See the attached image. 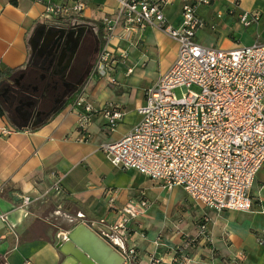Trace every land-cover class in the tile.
I'll list each match as a JSON object with an SVG mask.
<instances>
[{"label":"crops","instance_id":"1","mask_svg":"<svg viewBox=\"0 0 264 264\" xmlns=\"http://www.w3.org/2000/svg\"><path fill=\"white\" fill-rule=\"evenodd\" d=\"M66 1L18 0V5H13L10 0H0L2 68L25 64L30 37L43 23L40 18L45 4ZM85 1L83 23L101 26L106 34L105 20L115 18L120 0ZM181 10L180 0L164 9L174 26L182 22ZM197 11L203 26L196 40L204 46L232 50L264 42V0H212ZM244 13H257L259 18L245 26L240 21ZM109 45L128 56L117 54L116 85L103 77L85 83L95 107L85 140L79 129V110L73 103L37 126L19 127L0 117V264H64L57 237L71 226L72 218L115 225L127 204L141 200L150 205L145 216L135 218L140 224L135 221L130 226L128 240V246L138 252L136 264H155V260L264 264V166L252 189L253 209L217 213L193 201L182 187H175L185 192L177 199L170 195L175 188L168 189L135 169L114 166L102 151L104 143L121 139L140 121L137 108L144 104L146 91L171 68L178 54V42L153 27L128 36L118 26ZM148 64L164 65L146 86L138 87L139 79L134 75L145 78L147 73L138 70ZM129 67H133L131 74ZM109 105L125 112L114 132L107 129L103 116ZM5 128L14 131L5 135ZM24 197L31 201L22 206ZM3 214L6 220L1 218ZM202 223L206 236H199ZM114 243L125 250L120 238Z\"/></svg>","mask_w":264,"mask_h":264},{"label":"built area","instance_id":"2","mask_svg":"<svg viewBox=\"0 0 264 264\" xmlns=\"http://www.w3.org/2000/svg\"><path fill=\"white\" fill-rule=\"evenodd\" d=\"M44 1V0H39ZM177 0H120L115 18L105 20V44L89 78L117 80L113 73L117 53L109 42L118 26L125 35L153 27L178 42V54L171 68L146 91L144 104L137 108L140 121L121 139L104 143L102 151L116 167L135 169L164 187H182L188 196L217 213L229 210L250 212L252 189L264 166V42L232 50L210 48L197 42L196 33L203 26L200 5L212 0H180L182 22L174 26L164 9ZM85 0L46 3L43 23L66 20L83 24ZM257 13H244L240 21L249 26ZM123 58L128 53L121 51ZM133 67L128 68V74ZM86 84L73 102L79 110L82 140L93 121L95 107L88 99ZM184 93L178 97L175 89ZM125 112L109 105L104 108L107 129L117 130ZM14 130L5 128L2 133ZM23 198L22 206L30 203ZM147 200L129 203L119 227V237L128 241L126 223L144 214ZM6 220V215H1ZM206 236V225H199V236ZM114 241V239H113ZM126 246V245H125ZM123 264H136L138 252L126 247ZM162 263L155 260V264Z\"/></svg>","mask_w":264,"mask_h":264},{"label":"flooded vegetation","instance_id":"3","mask_svg":"<svg viewBox=\"0 0 264 264\" xmlns=\"http://www.w3.org/2000/svg\"><path fill=\"white\" fill-rule=\"evenodd\" d=\"M101 30L66 20L38 25L27 61L4 86L12 106L6 117L16 126H37L71 102L94 71L105 40Z\"/></svg>","mask_w":264,"mask_h":264},{"label":"water","instance_id":"4","mask_svg":"<svg viewBox=\"0 0 264 264\" xmlns=\"http://www.w3.org/2000/svg\"><path fill=\"white\" fill-rule=\"evenodd\" d=\"M114 237V229L103 222L79 223L56 246L65 256L64 264H68L70 256L76 259L75 264H123L125 253L114 244ZM69 241L76 248L66 252L63 247Z\"/></svg>","mask_w":264,"mask_h":264},{"label":"rangeland","instance_id":"5","mask_svg":"<svg viewBox=\"0 0 264 264\" xmlns=\"http://www.w3.org/2000/svg\"><path fill=\"white\" fill-rule=\"evenodd\" d=\"M164 64H148L147 65V67H145V68H143L142 66H141V68H139L140 70H138L139 72H141V71H145V73H147L145 76V78H143V79H140V76H136V75H134L135 77H137L139 80H142V81H139V80H136L137 81V83H140V84H138V87H144V85L146 86V84L147 83H149V81H150V79H152V78H154L155 77V75H157V72L161 69V67L163 66ZM133 66V65H132ZM118 67V66H117ZM133 67H135V66H133ZM15 77H17V76H15ZM134 77V78H135ZM184 89H182V88H177V89H175V92H176V94H177V96L178 97H182L183 96V93H184ZM8 107L11 109L12 108V106L9 104L8 105ZM7 118V117H6ZM7 120L11 123V124H13L11 121H10V119L9 118H7ZM50 192V191H49ZM48 193V192H47ZM184 191H183V189L182 188H180V189H176L175 188V190H173V191H171L170 192V195H173L175 198H177V199H181V197H183V195H184ZM171 197V196H170ZM253 209V208H252ZM61 214H64V212L63 211H61ZM145 216V214H142L141 216ZM124 218H125V215H124V213L122 214V218H121V220L120 221H118L115 225H111L110 227L112 228V229H114V231H115V237L113 238V239H115V238H119L120 236H121V231H122V229L119 227V224L120 223H122L123 222V220H124ZM72 221H73V223L71 224V226L69 227V228H67V229H65V231H64V234L62 235V236H58L57 237V239L59 240V241H62V240H64L66 237H67V234H69V232L76 226V225H78L79 223H84V224H88V223H91V222H89V220L86 218V217H78L77 219H74V218H72ZM135 221H136V219L135 218H133V219H130L127 223H126V231H125V233H126V236H127V239L129 240L130 238H131V230H130V226L133 224V223H135ZM137 223L136 224H140L139 223V221H136ZM103 223H105V222H103ZM106 224V223H105ZM106 225H108V224H106ZM114 242V241H113ZM57 244H58V242H57ZM115 244V243H114ZM118 246V245H117ZM126 247H129L128 246V241H126Z\"/></svg>","mask_w":264,"mask_h":264},{"label":"trees","instance_id":"6","mask_svg":"<svg viewBox=\"0 0 264 264\" xmlns=\"http://www.w3.org/2000/svg\"><path fill=\"white\" fill-rule=\"evenodd\" d=\"M13 5H18V0H10ZM104 30L102 27L101 30V36H103ZM106 40L103 39L102 46L105 44ZM23 66L19 67H6L2 68L0 66V117H6L7 116V111H8V105L11 103V101L8 99L6 100V95L4 96V86L10 84V80L14 78V76L18 75L19 72L21 71ZM79 93H76L71 102H69L67 105L73 103L76 98L78 97ZM66 105V106H67ZM64 106V107H66ZM63 107V108H64ZM56 114V113H55Z\"/></svg>","mask_w":264,"mask_h":264},{"label":"bare ground","instance_id":"7","mask_svg":"<svg viewBox=\"0 0 264 264\" xmlns=\"http://www.w3.org/2000/svg\"><path fill=\"white\" fill-rule=\"evenodd\" d=\"M76 248L75 244L71 241H69L66 245H64L63 249L66 251V252H71V251H74ZM76 263V259L72 256L69 257V260H68V264H75Z\"/></svg>","mask_w":264,"mask_h":264}]
</instances>
